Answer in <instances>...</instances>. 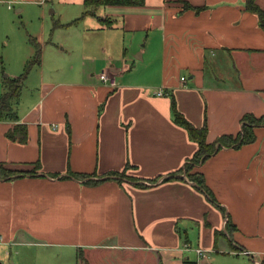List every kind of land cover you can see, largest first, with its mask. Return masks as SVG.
<instances>
[{"label": "crops", "instance_id": "obj_1", "mask_svg": "<svg viewBox=\"0 0 264 264\" xmlns=\"http://www.w3.org/2000/svg\"><path fill=\"white\" fill-rule=\"evenodd\" d=\"M62 1L80 11L56 28L99 32L106 42H37L40 62L13 115L0 118V163L40 167L0 177V245L34 240L75 264L81 255L86 264H211L205 253L226 247L248 259L234 264H264V123L252 142L222 147L191 169L212 202L183 172L197 145L171 107L205 124L207 142L237 134L245 114L264 115L259 16L245 0H184L199 9L143 0L83 16V0ZM133 54L138 62L129 64ZM103 71L115 86L99 79ZM17 124L26 126L23 142L7 136Z\"/></svg>", "mask_w": 264, "mask_h": 264}, {"label": "rangeland", "instance_id": "obj_2", "mask_svg": "<svg viewBox=\"0 0 264 264\" xmlns=\"http://www.w3.org/2000/svg\"><path fill=\"white\" fill-rule=\"evenodd\" d=\"M8 4L11 5L10 8L7 7ZM19 7L22 10L17 11ZM75 8L73 4H66L62 0L0 1V80L3 77L18 76L24 71L26 60L34 52L31 42H80L85 41L87 35H92L93 42H106L99 32L69 33L70 29L53 26L55 21L77 17L80 10ZM79 29H83L82 24ZM135 42L139 45L143 43L142 40ZM134 57L133 54L129 64L130 61L138 62ZM3 79L0 93L3 90ZM47 248L36 244L34 240L16 239L7 245H0V264H75L74 255L67 252L61 255L52 252L47 255L44 254ZM225 250L223 253L205 254L209 256L211 264H234L243 259L248 261L244 256L229 253V248L225 247ZM76 261L77 264H86L82 255Z\"/></svg>", "mask_w": 264, "mask_h": 264}, {"label": "trees", "instance_id": "obj_3", "mask_svg": "<svg viewBox=\"0 0 264 264\" xmlns=\"http://www.w3.org/2000/svg\"><path fill=\"white\" fill-rule=\"evenodd\" d=\"M182 3V7L187 8H195L188 2L184 0H179ZM143 4V0H83L84 11L81 16L86 14H93L95 9L99 6L105 5H125V6H133V5H141ZM244 7L246 10L256 13L259 16V23L264 28V9L260 8L255 0H245ZM199 9V8H195ZM102 23L104 25H109L110 20L108 18H103ZM53 26H58L57 21L53 23ZM34 46V52L32 56L25 63L24 71L15 77H5L3 79V87L4 92L0 96V118L2 117H11L13 115L12 104L18 98L20 89L24 82V79L29 71V69L34 65L40 62L41 58V47L37 42H31ZM173 119L174 121L183 126L189 135V137L195 141L197 148L193 155L185 162L183 166V172L189 177L191 181L195 184V186L205 193L209 199L214 202V197L206 186L204 182L203 175L201 173H190L191 169L195 166L203 162L206 158L212 155L215 151L222 147H232L237 148L243 144L250 143L255 139V134L253 132V127L264 123V115L256 118L252 114H245L241 118V129L237 134H223L211 142H207L206 133L207 127L203 124L201 127H196L185 117L176 110L174 103L171 104ZM7 136L11 139H17L20 142L26 140V126L25 124H17L14 126L13 130L7 131ZM39 162H35L33 164V168L28 171H21L18 169L7 168L3 163H0V177L2 179H8L20 175L34 174L36 173V169H39ZM182 172V170H180ZM75 177L85 178L89 175L87 174H71ZM112 175L117 176L118 178L124 177L123 173H112ZM173 178V176L164 177V180ZM226 228L230 227V221H226Z\"/></svg>", "mask_w": 264, "mask_h": 264}, {"label": "built area", "instance_id": "obj_4", "mask_svg": "<svg viewBox=\"0 0 264 264\" xmlns=\"http://www.w3.org/2000/svg\"><path fill=\"white\" fill-rule=\"evenodd\" d=\"M8 7H10V5H8ZM99 79L102 81V82H104V83H108L110 86H115L116 85V81H115V79L113 78V76H111V75H108L106 72H101L100 74H99ZM182 79H183V77H182ZM158 94H161V91L160 92H158ZM197 251V253L198 254H201V249H197L196 250Z\"/></svg>", "mask_w": 264, "mask_h": 264}]
</instances>
